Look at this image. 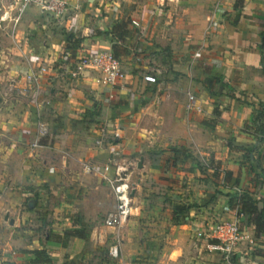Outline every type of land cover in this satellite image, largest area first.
I'll list each match as a JSON object with an SVG mask.
<instances>
[{"label": "crops", "instance_id": "obj_1", "mask_svg": "<svg viewBox=\"0 0 264 264\" xmlns=\"http://www.w3.org/2000/svg\"><path fill=\"white\" fill-rule=\"evenodd\" d=\"M66 1L62 18L31 5L16 22L22 0H0V264H36L39 249L53 264L100 256L104 219L116 208L108 178L128 160L143 175L129 224L138 233L145 223L149 264H226L199 232L234 218L237 191L264 196L242 152L228 147L229 132L237 145L255 142L244 131L252 108L224 88L264 100V0H243L240 16L236 0ZM124 17L139 24L135 53L120 55L126 87L110 99L108 87L91 74L73 76L70 65L79 52H113L102 33ZM70 33L83 37L79 47L67 48ZM41 68L38 84L28 85L26 75ZM191 88L201 112L189 109ZM174 149L192 156L175 158ZM258 156L264 167L263 147ZM197 158L217 166L204 172ZM75 230L89 238L68 233ZM263 245L244 247L229 264H264Z\"/></svg>", "mask_w": 264, "mask_h": 264}, {"label": "built area", "instance_id": "obj_2", "mask_svg": "<svg viewBox=\"0 0 264 264\" xmlns=\"http://www.w3.org/2000/svg\"><path fill=\"white\" fill-rule=\"evenodd\" d=\"M31 5H38L48 14L57 18L64 17L69 9L66 0H22L19 8V14L16 22L19 21L21 14ZM8 14H6L7 17ZM134 27H139L136 21H132ZM97 21L95 18L88 25L87 35L94 34L97 29ZM138 59V57H137ZM72 75L81 77L84 74H91L93 81L98 86L109 88V98L114 99L118 92L126 87L128 73L126 72L123 61L117 58L109 49H99L95 53L79 52L76 60L72 65ZM46 72V68H41L37 73H29L26 75L28 85L38 84L40 75ZM189 91V109L201 112L202 104L194 94V89ZM48 129L46 127L40 129V135L44 136ZM38 142H34L33 146H37ZM85 170L88 173L94 171L92 164H86ZM134 163L130 160L118 162L116 164L115 176L108 178L112 192L116 198L115 210L109 212L104 220L105 226L113 229L117 241L120 239L119 233L131 220L134 211V183H132ZM229 208L226 207V210ZM233 210V209H232ZM234 218L231 220H216L211 227L200 236L204 237L209 243L212 250L221 255V259L226 264L231 263L233 256L244 249V247L255 246L259 241L264 240V235L256 236L250 226L244 223L243 214H238L233 210ZM109 255L112 258H119L120 245L114 243L109 248Z\"/></svg>", "mask_w": 264, "mask_h": 264}, {"label": "trees", "instance_id": "obj_3", "mask_svg": "<svg viewBox=\"0 0 264 264\" xmlns=\"http://www.w3.org/2000/svg\"><path fill=\"white\" fill-rule=\"evenodd\" d=\"M242 7L243 0H236V10H238L239 16L241 15ZM137 31L138 30L134 28V25L132 24V19L130 17H124L116 23L108 33H102V35L110 37L113 41H115L113 45V53L117 58H120V55H128L130 53V42L133 37L138 35ZM82 40L83 37H80L79 33H70L68 36L67 48L79 47ZM122 47H124V49ZM262 47H264V43ZM218 82L221 83L220 80H218ZM224 88L227 89V93L231 98L241 103H246L252 108L251 117L249 121L246 122L244 131L249 133L255 139V142L253 144L237 145L234 138H231L229 140L228 147L231 151L242 152L243 158L249 164V168L252 173L256 175L258 181H262V185L264 187V167L261 162L258 161L257 156L260 149L264 145V100L260 99L256 95H250L246 91L236 90L231 83H224ZM249 98H254L252 103L249 102ZM203 124L209 127L212 131L215 130V125H213L212 122L205 121ZM173 153L175 158L183 156L189 159L192 156L191 154L179 149H174ZM175 158H173L174 163ZM230 196V208L236 210L238 214H243L244 223L253 229V232L257 237L264 235V196L258 197L256 193L251 192L250 190L237 191ZM185 209V207H175L174 212L175 214H181L185 211ZM68 233L85 240L89 238V235L86 234L85 231L75 230L68 231ZM261 242L264 244V240ZM34 253L36 256L33 263L53 264V259L47 249L35 250Z\"/></svg>", "mask_w": 264, "mask_h": 264}, {"label": "rangeland", "instance_id": "obj_4", "mask_svg": "<svg viewBox=\"0 0 264 264\" xmlns=\"http://www.w3.org/2000/svg\"><path fill=\"white\" fill-rule=\"evenodd\" d=\"M122 48L124 49V47ZM136 51L138 50L136 49ZM132 53H135L134 49L130 50V54ZM228 134H230L229 138L232 136L234 138V141H236V138L233 133L229 132ZM262 147L264 151V145ZM197 153L199 154L200 152L197 151ZM198 158H197V165L198 167L202 168L204 172L208 170L211 164L213 165V167L217 166L216 162H211L210 160H206L205 163L203 160L200 161ZM214 175L218 176L219 173L215 172ZM142 178L143 175H141V172L137 170L136 164H134L133 174H132V183H134V187H136L135 184L137 183V181H139V179ZM225 181L226 179L224 180V182ZM141 184L145 188V177L144 180L141 182ZM137 204H139V201L134 199V206H136ZM133 213L135 214V212ZM138 226H139V230L138 231L136 230L138 233H135V230L132 232V226H130V224L128 223L124 228L121 229L118 237L120 239L118 241L115 235L113 234V229L107 227L106 228L107 230L105 232L106 234L102 238L103 243L99 246L101 255L100 256L99 254H95V256L91 255V257L87 260V264H149V258L147 253L145 252L146 251L145 245L147 246V242H145V233L143 235L139 234L140 232H145V223L140 224ZM204 231L205 230L199 232V237L204 238L200 236V233H204ZM142 237L144 240H142ZM116 242H118L120 245V255L119 258H112L109 255V248L111 245H113ZM85 245L87 251H89L90 254H92V252L95 250L94 243L92 244V242L88 241V243H86Z\"/></svg>", "mask_w": 264, "mask_h": 264}, {"label": "water", "instance_id": "obj_5", "mask_svg": "<svg viewBox=\"0 0 264 264\" xmlns=\"http://www.w3.org/2000/svg\"><path fill=\"white\" fill-rule=\"evenodd\" d=\"M138 167L143 168V162L142 161L139 162ZM133 195H134V193H133Z\"/></svg>", "mask_w": 264, "mask_h": 264}]
</instances>
